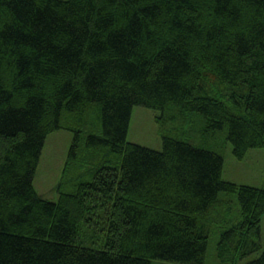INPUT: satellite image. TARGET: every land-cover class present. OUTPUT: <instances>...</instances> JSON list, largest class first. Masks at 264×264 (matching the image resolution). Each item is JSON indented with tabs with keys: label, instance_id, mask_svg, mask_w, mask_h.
<instances>
[{
	"label": "trees",
	"instance_id": "1",
	"mask_svg": "<svg viewBox=\"0 0 264 264\" xmlns=\"http://www.w3.org/2000/svg\"><path fill=\"white\" fill-rule=\"evenodd\" d=\"M134 106L160 151L126 141ZM58 129L51 202L33 177ZM226 142L264 147V0H0V264H203L221 218V254L259 251L264 189L222 180Z\"/></svg>",
	"mask_w": 264,
	"mask_h": 264
},
{
	"label": "rangeland",
	"instance_id": "2",
	"mask_svg": "<svg viewBox=\"0 0 264 264\" xmlns=\"http://www.w3.org/2000/svg\"><path fill=\"white\" fill-rule=\"evenodd\" d=\"M159 112L142 106H134L131 111L126 141L155 151L162 149V138L158 123L155 121ZM65 116V115H64ZM64 120V119H63ZM74 133L66 129H58L50 133L44 142L39 161L33 177L35 191L43 199L57 202L59 198L58 187L63 178L64 169L68 160L69 149ZM223 156V169L221 178L236 185H246L264 189V147L249 149L242 159H236L232 153L229 142L223 148H214ZM112 163H117L112 158ZM93 164L81 168L87 172ZM219 199L230 200L233 212L238 211L235 194L220 193ZM227 208V207H226ZM226 210L221 215H225ZM229 228L223 219L211 223L206 255L203 264H247L257 258L264 248V215L260 223L261 249L245 257L235 259L230 255L221 254L218 250L221 233ZM152 264H173L162 261H152Z\"/></svg>",
	"mask_w": 264,
	"mask_h": 264
}]
</instances>
